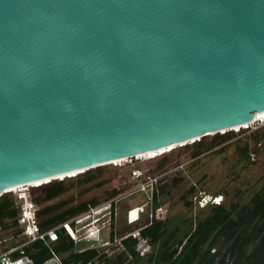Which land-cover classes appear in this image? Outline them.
<instances>
[{"label": "water", "instance_id": "obj_1", "mask_svg": "<svg viewBox=\"0 0 264 264\" xmlns=\"http://www.w3.org/2000/svg\"><path fill=\"white\" fill-rule=\"evenodd\" d=\"M261 111L264 0H0V197Z\"/></svg>", "mask_w": 264, "mask_h": 264}, {"label": "rangeland", "instance_id": "obj_2", "mask_svg": "<svg viewBox=\"0 0 264 264\" xmlns=\"http://www.w3.org/2000/svg\"><path fill=\"white\" fill-rule=\"evenodd\" d=\"M264 120L257 121L246 128L234 129V131L220 134L224 140L214 141L213 136L205 137L201 143L202 149L194 145L177 146L169 150L153 154L150 157L142 156L127 159L93 169L95 175L89 183L77 181L81 177L59 178L69 189L66 193L49 203L42 204L39 208L58 203H65V208L76 206L82 202L95 200L99 205L114 198L109 193L114 187L120 188V193L125 197L118 204V209H126L133 205L145 206L150 201L158 203L161 209V217L167 223L168 230L175 232L174 242L182 239V233H190L194 226L210 215L215 202L229 209L232 204L241 208L252 209L253 200L258 195L264 202ZM136 168L145 172L151 178H156L153 195L139 193V181L136 182V194L126 196L133 190V184L125 183L128 171ZM76 174L69 175L74 176ZM63 178V179H62ZM32 187L10 192L13 203L16 204V196L20 192H28L32 198ZM262 192V193H260ZM186 202H191L187 206ZM237 212V211H236ZM236 212L233 216L236 217ZM147 210L136 225H127L123 216H117L115 221L117 235H123L136 229L144 228L150 221ZM15 230V229H14ZM15 232V231H14ZM257 235V231H248ZM9 233L0 226V241L6 240ZM250 237V236H249ZM22 239H17L21 241ZM244 239L234 237L227 240L222 236L218 238L211 254L217 260L226 255L227 264H236L231 259L229 250L236 247L237 250L252 255L258 239ZM137 243V242H136ZM3 242L0 248L7 246ZM239 248V249H238ZM105 251V250H104ZM101 254L104 260L115 263L119 258L121 264H147V259L137 261L133 257L130 260L121 251L118 244L106 249ZM152 248L150 249V253ZM66 254L61 255V261Z\"/></svg>", "mask_w": 264, "mask_h": 264}, {"label": "trees", "instance_id": "obj_3", "mask_svg": "<svg viewBox=\"0 0 264 264\" xmlns=\"http://www.w3.org/2000/svg\"><path fill=\"white\" fill-rule=\"evenodd\" d=\"M264 138V135H262ZM204 138L183 145L181 147L194 145L195 148L202 149ZM214 141L224 140L223 136L218 134L212 138ZM92 170L66 177H81L77 181L81 183H89L95 179ZM63 180H53L49 183L42 184L38 187H32V195L39 194L33 200L38 206L37 218L40 228L43 231L51 229L62 224L73 216L87 211L89 208L96 206L95 200L82 202L76 206L63 209L65 203H58L39 208L42 204L49 203L66 193L69 186L66 187ZM120 193V190L113 189L108 198L114 197ZM262 193V192H260ZM259 195V194H258ZM258 195L253 200V208L246 209L232 204L229 209L222 205H214L210 215L199 221L190 233L183 232L182 239L174 242L175 232L168 230L167 223L161 221H153L152 224L141 231V236L147 238L152 247V254L147 257V264H227L226 255L217 260L215 255L211 254V250L216 244L219 237L231 240L234 237L244 239H258V244L252 255L233 247L229 250L231 259L236 264H264V202ZM187 206H191V202H186ZM153 207H158V203L153 201ZM237 211V212H236ZM19 209L14 205L10 193H6L0 197V226H4L7 220L12 227L17 226V217ZM236 212V217L233 216ZM257 231V235H252L248 231ZM250 236V237H249ZM63 236L60 235V238ZM249 240V241H250ZM128 251L135 255L133 251L134 240L124 242ZM66 244V245H65ZM72 245L64 240L57 246V252L66 254L63 257V264H121L119 258L115 263L104 260L102 254L97 250H88L82 253H74L71 251ZM239 249V248H238ZM34 264H43L50 259L48 249L42 242H36L25 248ZM139 261L136 258V263Z\"/></svg>", "mask_w": 264, "mask_h": 264}, {"label": "built area", "instance_id": "obj_4", "mask_svg": "<svg viewBox=\"0 0 264 264\" xmlns=\"http://www.w3.org/2000/svg\"><path fill=\"white\" fill-rule=\"evenodd\" d=\"M156 180V178H151L145 172L136 170V168L131 169L128 171L125 183L133 184V190L126 196L136 194L137 181H139V193L147 195L150 192L153 195ZM114 189L120 190L118 187H114ZM123 196L122 193H119L107 202L91 207L66 222L43 231L37 218L38 206L31 194L25 191L20 192L15 198L19 209L17 226L12 227L7 220L4 222V228L9 236L6 240L2 239L0 241V245L3 242H8L7 246L0 248V264H34L32 257L27 254L25 248L36 242H42L51 256L43 264H63L61 261L62 254L57 252V246L63 240L72 245L71 251L74 253H82L88 250H97L100 253L105 250L106 253V249L118 244L121 251L130 260H133V257L139 260L147 259L152 254V252L150 253L152 247L149 240L141 236V231L150 226L154 220L164 222V219L160 216L161 209L153 207V200L146 203L144 207L133 205L124 210L118 209L117 204L125 198ZM215 205H219V203L215 202ZM136 210L139 211L138 218L132 220L131 216L136 213ZM147 210L149 211L150 222L144 228L138 231L135 229L120 236L117 235L115 221L118 215L124 217L127 225L133 226L140 221L141 216ZM60 235L63 237L60 238ZM20 238L22 240L17 241ZM128 240L135 241L133 245L135 255L128 251L124 243Z\"/></svg>", "mask_w": 264, "mask_h": 264}, {"label": "bare ground", "instance_id": "obj_5", "mask_svg": "<svg viewBox=\"0 0 264 264\" xmlns=\"http://www.w3.org/2000/svg\"><path fill=\"white\" fill-rule=\"evenodd\" d=\"M261 120H264V111H261V112H257V113H255V116H254V122H257V121H261ZM253 122V123H254ZM235 129H237V128H235ZM169 149H171V148H168V149H166V150H169ZM163 151H165V150H163ZM159 152H162V151H159ZM159 152H151V153H148V154H144V155H140V156H135V158H139V157H142V156H147V157H150V156H152L153 154H157V153H159ZM124 160H127V159H124ZM124 160H120V161H124ZM120 161H118V162H120ZM114 163H117V162H114ZM113 164V163H112ZM72 175V174H71ZM61 178V177H60ZM33 186H37V185H33ZM25 187H19V188H12V189H9V190H7L6 192H14V191H17V190H22V189H24ZM138 210H136V213H133L132 214V216H131V218H132V220H135V218H136V220H137V218H138Z\"/></svg>", "mask_w": 264, "mask_h": 264}]
</instances>
